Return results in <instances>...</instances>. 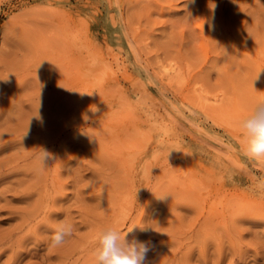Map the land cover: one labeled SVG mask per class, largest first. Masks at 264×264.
Masks as SVG:
<instances>
[{
	"label": "rangeland",
	"instance_id": "rangeland-1",
	"mask_svg": "<svg viewBox=\"0 0 264 264\" xmlns=\"http://www.w3.org/2000/svg\"><path fill=\"white\" fill-rule=\"evenodd\" d=\"M261 100L264 0H0V264H94L109 225L145 264H264Z\"/></svg>",
	"mask_w": 264,
	"mask_h": 264
},
{
	"label": "clouds",
	"instance_id": "clouds-1",
	"mask_svg": "<svg viewBox=\"0 0 264 264\" xmlns=\"http://www.w3.org/2000/svg\"><path fill=\"white\" fill-rule=\"evenodd\" d=\"M237 127L243 139L245 155L252 159H264V100L258 101L237 122ZM49 158L50 154L47 151L39 152L37 160L41 168L47 165ZM154 195L159 199H164L168 194ZM141 228L145 231L148 228L153 230L150 226ZM132 230L133 227L121 232L115 225L99 228L93 238L95 243L92 253L94 264H145L147 253L150 250V241H127L126 235ZM74 231L75 226L71 222L58 221L51 235L50 246L53 248L63 246L73 236Z\"/></svg>",
	"mask_w": 264,
	"mask_h": 264
},
{
	"label": "bare ground",
	"instance_id": "bare-ground-1",
	"mask_svg": "<svg viewBox=\"0 0 264 264\" xmlns=\"http://www.w3.org/2000/svg\"><path fill=\"white\" fill-rule=\"evenodd\" d=\"M171 67V66H170ZM174 69V68H173ZM173 69H171V71L173 70ZM168 70V69H167ZM174 71V70H173ZM170 72V71H169ZM171 73V72H170Z\"/></svg>",
	"mask_w": 264,
	"mask_h": 264
}]
</instances>
